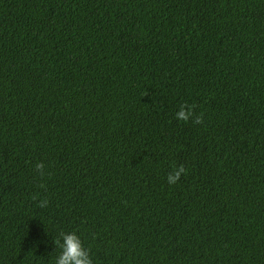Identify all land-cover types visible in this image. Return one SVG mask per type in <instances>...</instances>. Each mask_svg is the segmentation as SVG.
Masks as SVG:
<instances>
[{"label":"trees","instance_id":"obj_1","mask_svg":"<svg viewBox=\"0 0 264 264\" xmlns=\"http://www.w3.org/2000/svg\"><path fill=\"white\" fill-rule=\"evenodd\" d=\"M61 232L93 264H264V0H0V264Z\"/></svg>","mask_w":264,"mask_h":264},{"label":"clouds","instance_id":"obj_2","mask_svg":"<svg viewBox=\"0 0 264 264\" xmlns=\"http://www.w3.org/2000/svg\"><path fill=\"white\" fill-rule=\"evenodd\" d=\"M192 108L188 107L185 111V106L181 105L180 110L175 113L178 121L187 122L192 117ZM194 123H201L199 117H196ZM43 165L36 164V169L40 170ZM185 172L183 166L175 167L166 177L169 185L175 184ZM46 204V201L41 202V207ZM59 248L58 255L55 257L54 264H93V259L88 249H86L80 237L75 232H61L59 238L55 241Z\"/></svg>","mask_w":264,"mask_h":264}]
</instances>
